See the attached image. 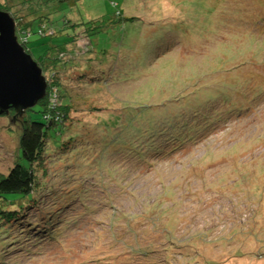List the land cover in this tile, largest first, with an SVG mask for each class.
Segmentation results:
<instances>
[{"label": "rangeland", "instance_id": "374dc122", "mask_svg": "<svg viewBox=\"0 0 264 264\" xmlns=\"http://www.w3.org/2000/svg\"><path fill=\"white\" fill-rule=\"evenodd\" d=\"M129 1L123 30L110 0L27 13L74 34L59 62L45 39L26 45L47 63L43 99L69 113L34 200L0 199V264H264V0ZM91 11L101 32L82 29ZM43 108L0 116V174Z\"/></svg>", "mask_w": 264, "mask_h": 264}, {"label": "trees", "instance_id": "16d2710c", "mask_svg": "<svg viewBox=\"0 0 264 264\" xmlns=\"http://www.w3.org/2000/svg\"><path fill=\"white\" fill-rule=\"evenodd\" d=\"M38 7H33L32 4L34 3L32 0H11V3H14V6L20 5V10L24 11L25 16L28 18L26 22L22 21V18H14L16 22V33L18 36L19 41L21 42L22 46L25 48L26 52L30 54L29 50L27 49L26 45L28 43V38L32 35H36L38 38L45 39L46 42H48L47 50L49 49V55H50V62L54 61L59 62L60 57L62 55L66 54V47L65 44L68 43L74 36V34L70 35L66 32L64 34L66 35H56L55 34V26L52 24V20L47 21L44 18L47 19V16L44 14H38L42 16L35 15L33 19H31L28 14H36L37 12H42L43 9L49 12L48 14H51L49 7L52 6L54 3V0H36ZM60 1V0H57ZM67 1V0H64ZM42 3V5H41ZM134 1L129 0H123L121 3H117L115 0H110V4L112 6V12L115 13L114 15L109 16V22L111 20L118 21L120 28L123 30V25L127 21H133L132 19L122 16L121 18L116 17L117 15H120V10L117 9L118 6L120 8H126L129 7L131 4H133ZM16 5V6H17ZM15 6V7H16ZM17 8V7H16ZM115 12H114V9ZM0 10L5 11L10 14L9 6L6 4L0 3ZM55 10V9H54ZM26 12V13H25ZM56 13V11H53L52 14ZM11 15V14H10ZM43 19V20H42ZM97 19V13H94V11H91V16L89 19H87V22L85 23V26H82V29L87 30L88 32L98 28V32H101L102 29L106 26L105 21L102 20H96ZM43 23L42 25L40 23ZM90 24V25H87ZM108 23V22H107ZM81 23L77 22V24H71V29H78ZM109 24V23H108ZM69 25V24H68ZM60 28H67L65 27V23L62 20V22L59 24ZM54 28V29H53ZM69 29V28H68ZM69 29V30H71ZM54 30V31H53ZM59 31H62L61 29ZM87 32L88 40L90 39V34ZM63 34V32L59 33ZM59 40L62 39V42H58L56 44H53V40ZM52 40V41H50ZM89 48V47H87ZM95 50L92 51L90 54H94ZM54 56V57H53ZM38 64H40L39 61H36ZM47 64V63H46ZM41 63L40 66L46 65ZM59 65V64H57ZM43 68V67H42ZM55 87V86H54ZM53 86L50 85L47 81V93L49 91V97H51L50 91L52 90ZM56 89H58L56 87ZM48 96L45 97L42 101H39L43 105V111L41 115V120H30L22 122L20 121V127H21V133L19 134V151L17 160L15 161L14 165L9 169L8 173L6 175L0 174V199L5 198L6 195H17L21 198L27 197L30 199V201L34 200L35 193V185H36V179H35V173H34V166L36 164H42L43 157L45 155V148L48 144V141L50 137H52L51 131H54L55 133H58L59 136L63 135L62 130L65 131L63 128L64 121L68 116V99L61 98L59 101V98L54 103H48ZM13 114L12 109L9 110L8 115ZM6 116V115H4ZM176 149V148H175ZM174 149V150H175ZM41 162V163H40ZM35 193V194H34ZM14 202H10V205ZM0 214H3L4 217H10L11 214L8 213V211L0 210Z\"/></svg>", "mask_w": 264, "mask_h": 264}, {"label": "water", "instance_id": "95a60500", "mask_svg": "<svg viewBox=\"0 0 264 264\" xmlns=\"http://www.w3.org/2000/svg\"><path fill=\"white\" fill-rule=\"evenodd\" d=\"M15 27L9 13L0 10V115L32 108L47 87L41 69L19 44Z\"/></svg>", "mask_w": 264, "mask_h": 264}, {"label": "clouds", "instance_id": "9594fccd", "mask_svg": "<svg viewBox=\"0 0 264 264\" xmlns=\"http://www.w3.org/2000/svg\"><path fill=\"white\" fill-rule=\"evenodd\" d=\"M2 11V10H1ZM5 12V11H4ZM15 21V20H14ZM16 23V22H15ZM15 33H16V30H15ZM16 36H17V33H16ZM17 40H18V42H19V44H21V42L19 41V39H18V36H17ZM21 46H22V44H21ZM24 48V47H23ZM25 49V48H24ZM26 51V50H25ZM46 84H47V82H46ZM10 110V109H9ZM13 110V109H12ZM29 110V109H28ZM28 110H25V111H28ZM9 112V111H8ZM8 112H7V114H2V115H0V116H2V118H3V116L4 115H6L7 117H8ZM13 114L15 115V116H17V114L13 111Z\"/></svg>", "mask_w": 264, "mask_h": 264}, {"label": "flooded vegetation", "instance_id": "af4514ba", "mask_svg": "<svg viewBox=\"0 0 264 264\" xmlns=\"http://www.w3.org/2000/svg\"><path fill=\"white\" fill-rule=\"evenodd\" d=\"M13 111V110H12Z\"/></svg>", "mask_w": 264, "mask_h": 264}]
</instances>
